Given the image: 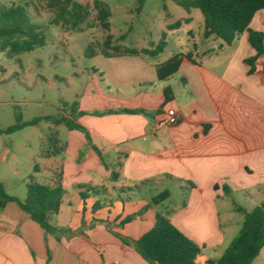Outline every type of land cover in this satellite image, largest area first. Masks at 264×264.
<instances>
[{"label":"crops","instance_id":"obj_1","mask_svg":"<svg viewBox=\"0 0 264 264\" xmlns=\"http://www.w3.org/2000/svg\"><path fill=\"white\" fill-rule=\"evenodd\" d=\"M184 12L167 18L158 38L133 47L152 48L166 33L167 45L157 56L100 51L92 57L94 80L80 101L83 114L72 119L89 131L92 144L85 133L68 128L66 140L56 137L55 152L45 155L52 174L47 184L60 182L65 189L61 210L51 217L58 232L46 233L17 202H9L0 212V264H150L122 237L141 238L158 212L169 214L202 247L198 263L207 264L221 257L239 233L244 215L237 207L252 211L235 196L243 194L255 208L262 204L264 53L250 73L246 60L256 50L248 31L225 44L204 36L199 9ZM179 20V28H169ZM183 26L188 38L167 52L170 37ZM250 28L264 33V9ZM179 52H192L195 61L184 59L177 73L161 80L158 65ZM167 88L174 93L171 99ZM168 109L178 112L179 122L156 129ZM173 182L185 191L181 206L148 207L153 189ZM229 198L234 205L227 208ZM97 201L102 206L94 209ZM236 213L241 214L237 220ZM252 264H264V248Z\"/></svg>","mask_w":264,"mask_h":264},{"label":"rangeland","instance_id":"obj_2","mask_svg":"<svg viewBox=\"0 0 264 264\" xmlns=\"http://www.w3.org/2000/svg\"><path fill=\"white\" fill-rule=\"evenodd\" d=\"M76 1L89 4L92 9L83 31H68L51 23L54 12L45 1L0 0L1 5L8 7L28 3L31 21L42 27L45 36V45L20 54H13L11 47L4 49L0 44V129L37 120L0 135V181L9 194L22 199L28 194L32 174L40 183L51 182L52 174L45 168L50 159L45 155L55 152L56 137L62 142L68 133V127L55 120L78 119L83 114L80 101L87 85L94 80L92 68L96 66L87 55L89 47L95 45L100 52L108 35H112L114 45L122 48L141 46L158 38L167 18L174 20L185 13L173 0H102L111 10V27L106 30L97 19L95 0ZM187 31L183 26L170 37L167 52L174 50L179 39L188 38ZM36 166L41 168L40 172H35ZM167 188L172 195L158 204L160 210L181 206L186 197L184 189L175 182L156 186L152 193L157 196ZM235 197L251 210L256 206L243 194ZM233 205V198H229L227 208ZM226 206L221 210L224 223L229 213ZM240 217V213L234 216L236 220Z\"/></svg>","mask_w":264,"mask_h":264},{"label":"trees","instance_id":"obj_3","mask_svg":"<svg viewBox=\"0 0 264 264\" xmlns=\"http://www.w3.org/2000/svg\"><path fill=\"white\" fill-rule=\"evenodd\" d=\"M47 3L49 10L54 12L51 21L65 28L66 30L83 31V24L91 17L92 9L89 4H82L76 0H41ZM186 10L199 9L205 21L206 38L216 37L225 44H232L234 40L244 31L249 32V41L256 50V55L248 58L246 62L251 66L250 73L255 71L256 60L264 53V33L250 28V24L256 13L264 9V0H174ZM97 12V19L102 28L110 30L111 10L109 5L102 0L93 2ZM183 24L179 20L169 25L170 29L179 28ZM166 33H163L161 40L152 48L138 50L136 48H122L113 44L112 35L101 43L100 51L106 56L114 53L146 54L157 56L164 51L167 40ZM0 44L2 48L11 47L13 54L32 51L38 46L45 45V36L42 27L31 21L26 5L5 6L0 4ZM112 51V52H111ZM97 53L95 45L88 49V57ZM195 61L192 52H179L166 62L159 64L158 76L161 80L167 79L178 72L184 59ZM167 99L174 97L171 88L165 90ZM37 120L26 123H18L6 130L0 129V135L4 132L12 133L19 128L36 123ZM56 123H64L69 129H77L85 133L86 138L92 144L89 131L82 125L69 118L55 120ZM98 155L104 161L102 151L94 146ZM35 172H39L36 166ZM116 172L112 178L117 179ZM28 194L24 200L10 195L5 184L0 181V212L9 202H17L21 209L26 212L34 221L40 224L46 233L56 234L58 228L51 223V217L61 210L62 199L65 189L60 182L54 185L40 183L35 175L30 176L27 184ZM215 188H219L218 185ZM228 189V187H224ZM95 194L100 192L95 189ZM124 190H126L124 188ZM83 198L88 196L83 192ZM170 197L168 190L155 196L148 205H157ZM102 206L97 201L94 209ZM237 210L244 215V221L239 233L218 259H210L207 264H252L264 248V201L252 211L243 207ZM132 217L128 218V220ZM123 241L132 245L138 253L150 264H199L198 256L202 253V247L194 240L177 228L169 218V214L158 212L156 223L151 230L145 233L138 240L130 241L122 237Z\"/></svg>","mask_w":264,"mask_h":264},{"label":"built area","instance_id":"obj_4","mask_svg":"<svg viewBox=\"0 0 264 264\" xmlns=\"http://www.w3.org/2000/svg\"><path fill=\"white\" fill-rule=\"evenodd\" d=\"M180 116L175 109H168L164 118L156 122L155 128L160 129L170 125H175L179 122Z\"/></svg>","mask_w":264,"mask_h":264}]
</instances>
